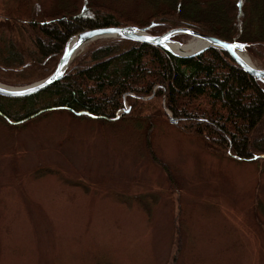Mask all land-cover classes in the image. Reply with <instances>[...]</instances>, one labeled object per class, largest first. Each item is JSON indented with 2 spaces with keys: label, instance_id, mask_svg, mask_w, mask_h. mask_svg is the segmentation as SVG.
Returning <instances> with one entry per match:
<instances>
[{
  "label": "rangeland",
  "instance_id": "obj_1",
  "mask_svg": "<svg viewBox=\"0 0 264 264\" xmlns=\"http://www.w3.org/2000/svg\"><path fill=\"white\" fill-rule=\"evenodd\" d=\"M123 98L105 122L0 117V264H264V158L212 151L163 100L135 120Z\"/></svg>",
  "mask_w": 264,
  "mask_h": 264
},
{
  "label": "trees",
  "instance_id": "obj_2",
  "mask_svg": "<svg viewBox=\"0 0 264 264\" xmlns=\"http://www.w3.org/2000/svg\"><path fill=\"white\" fill-rule=\"evenodd\" d=\"M125 2L133 8L125 11L119 5ZM0 17V82L5 84L45 77L66 39L82 29L152 23L153 34L183 26L246 43L264 67V0H0ZM153 91L148 101L131 96ZM123 96L135 120H146L147 108L159 106L162 112L163 100L177 126L201 137L212 151L229 148L238 160L264 155V83L215 48L179 57L149 43L102 40L89 45L47 88L22 97L0 96V117L20 124L64 110L105 122L123 107Z\"/></svg>",
  "mask_w": 264,
  "mask_h": 264
},
{
  "label": "water",
  "instance_id": "obj_3",
  "mask_svg": "<svg viewBox=\"0 0 264 264\" xmlns=\"http://www.w3.org/2000/svg\"><path fill=\"white\" fill-rule=\"evenodd\" d=\"M3 18L0 17V20ZM154 24L149 26L138 27L134 25L125 26H108V27H96L82 29L75 34L71 35L63 44L60 57L55 64L53 70L44 78L30 83L25 86H10L0 83V96L2 97H22L30 94L37 93L54 82L62 79L65 75L67 68L70 66L72 61L77 55V49L83 45H89L96 40H111V39H124L134 42L149 43L156 45L169 52L170 54L179 57H194L208 48H215L226 53L232 60H234L243 70L257 78L258 80L264 82V68L255 65L252 61L246 62L242 59L241 55L247 52L246 43L239 41H226L215 36L200 33L192 28L183 26H166L158 34L152 35L149 33L150 28ZM184 34L190 37L185 43H180L173 40L172 38L176 35ZM189 42L197 43L195 49L190 51L181 50L178 53L171 51L168 48V44L175 43L177 45H186ZM131 96H135L131 94ZM140 99L146 97L135 96ZM77 116L87 115L89 117L95 118V116L86 112H77ZM169 120L172 123H177V120L172 117L170 113ZM14 123V122H11ZM264 158V155L260 156ZM256 159V157H253Z\"/></svg>",
  "mask_w": 264,
  "mask_h": 264
},
{
  "label": "bare ground",
  "instance_id": "obj_4",
  "mask_svg": "<svg viewBox=\"0 0 264 264\" xmlns=\"http://www.w3.org/2000/svg\"><path fill=\"white\" fill-rule=\"evenodd\" d=\"M85 46H86V45H83V46L78 47V49H77L78 51H77V52H79L80 50H82ZM196 46H198V44H197V43H194V42H189L188 44H186V45H184V46H182V45H177V44H175V43H170V44H168V48H169L171 51L175 52V53H178V52L181 51V50H184V51H190V50H192V49H195ZM241 57H242V59H244L246 62H251V60L248 58V56H247L246 54L241 55Z\"/></svg>",
  "mask_w": 264,
  "mask_h": 264
}]
</instances>
